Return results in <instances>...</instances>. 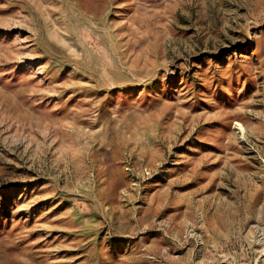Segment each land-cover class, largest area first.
<instances>
[{
  "label": "rangeland",
  "instance_id": "rangeland-1",
  "mask_svg": "<svg viewBox=\"0 0 264 264\" xmlns=\"http://www.w3.org/2000/svg\"><path fill=\"white\" fill-rule=\"evenodd\" d=\"M0 264H264V0H0Z\"/></svg>",
  "mask_w": 264,
  "mask_h": 264
}]
</instances>
